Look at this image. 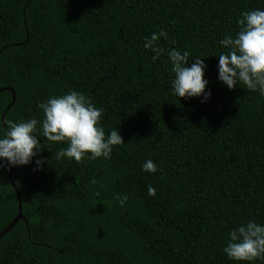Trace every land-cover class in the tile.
Wrapping results in <instances>:
<instances>
[{"label": "trees", "instance_id": "obj_1", "mask_svg": "<svg viewBox=\"0 0 264 264\" xmlns=\"http://www.w3.org/2000/svg\"><path fill=\"white\" fill-rule=\"evenodd\" d=\"M254 9L264 0H0V115L15 95L5 125L39 122L37 105L71 89L124 142L107 160H58L67 142L38 123L44 163L12 166L22 218L0 237V264H237L222 251L229 230L264 224V96L219 82L217 56ZM161 30V47L204 61L206 102L170 94L166 52L143 47ZM147 159L157 172L141 171ZM7 169L0 231L18 206Z\"/></svg>", "mask_w": 264, "mask_h": 264}, {"label": "clouds", "instance_id": "obj_2", "mask_svg": "<svg viewBox=\"0 0 264 264\" xmlns=\"http://www.w3.org/2000/svg\"><path fill=\"white\" fill-rule=\"evenodd\" d=\"M239 30L235 36L226 35L219 44L227 49L218 57L217 79L229 90L242 84L248 90L264 96V10L254 9L241 12L237 20ZM167 39L163 30L153 32L144 38L145 49L158 59L166 52L171 66L170 94L177 98L201 97L206 102L210 91H206L208 81L204 78L206 65L201 58H194L189 63V52L180 51L175 47L165 49L158 41ZM42 110L43 119L6 122V127L0 124V167L23 166L33 163L38 170L44 163L43 158L37 157L42 144L35 135L37 124L43 137L51 142H67L66 148L56 153L59 160L70 158L77 163L85 158H110L113 147L124 144L117 129L110 130L105 135L104 127L100 124L103 110L91 103L90 98L82 92L69 90L62 95H54L45 102L37 105ZM141 171L155 173L158 167L151 159L141 165ZM149 195H155L152 186L147 187ZM113 199L120 207L128 201L126 194H114ZM227 240L222 248L225 257L242 264H253L264 260V224L248 220L229 230Z\"/></svg>", "mask_w": 264, "mask_h": 264}, {"label": "water", "instance_id": "obj_3", "mask_svg": "<svg viewBox=\"0 0 264 264\" xmlns=\"http://www.w3.org/2000/svg\"><path fill=\"white\" fill-rule=\"evenodd\" d=\"M4 88H1L0 90H2ZM12 91V90H11ZM14 92L12 91V98H11V101L10 103L5 107V109L2 111L1 115H0V119H1V122L2 124L6 127L4 121H3V116H4V113L5 111L7 110V108L10 106V104L13 102L14 100ZM11 170H12V166H8V169H7V174H8V177H9V180H10V183L11 185L13 186L14 190H15V193H16V196H17V199H18V206H17V213L16 215L13 217V219L8 223L7 226H5L1 231H0V237L7 231L9 230L14 224L15 222L22 218V213H21V205H20V194H19V191L17 189V187L14 185L13 183V180L11 178Z\"/></svg>", "mask_w": 264, "mask_h": 264}]
</instances>
